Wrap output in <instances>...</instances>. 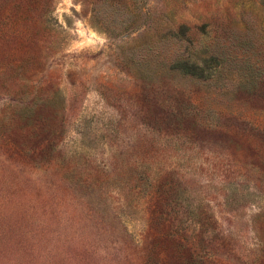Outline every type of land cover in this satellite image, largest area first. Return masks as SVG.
<instances>
[{"label": "rangeland", "instance_id": "rangeland-1", "mask_svg": "<svg viewBox=\"0 0 264 264\" xmlns=\"http://www.w3.org/2000/svg\"><path fill=\"white\" fill-rule=\"evenodd\" d=\"M50 6L0 22V264H264V0Z\"/></svg>", "mask_w": 264, "mask_h": 264}, {"label": "trees", "instance_id": "trees-1", "mask_svg": "<svg viewBox=\"0 0 264 264\" xmlns=\"http://www.w3.org/2000/svg\"><path fill=\"white\" fill-rule=\"evenodd\" d=\"M78 1V0H75ZM51 0H0V10L6 9L8 7H17L18 9H29L30 15H25L24 17H14L11 18L9 16H6L4 19L0 17V22L3 25H10L13 22H26V21H33V23L37 25H41L44 27H48L49 24L52 21L50 12H51V6H50ZM34 12V13H33ZM0 39L3 40L2 48L8 51H11L9 48L10 42L12 43L15 41L18 42L19 45H22V42L24 38L27 36V33L19 32L18 30H15V32L11 33H1ZM37 35V33H32L29 37L31 39H34V37ZM1 49V47H0ZM19 48H14L13 51H18ZM21 68H25V66H20ZM188 260L187 262H184L182 260H179L176 256L175 252H170L169 257H163L159 256L158 253L156 254L157 260L154 262V264H208L207 261H205L202 257H199L197 254H188ZM207 262V263H206Z\"/></svg>", "mask_w": 264, "mask_h": 264}]
</instances>
